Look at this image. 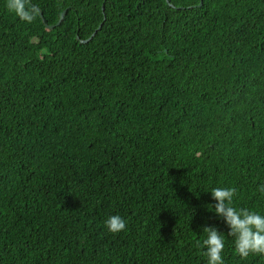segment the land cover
Here are the masks:
<instances>
[{
	"label": "trees",
	"instance_id": "obj_1",
	"mask_svg": "<svg viewBox=\"0 0 264 264\" xmlns=\"http://www.w3.org/2000/svg\"><path fill=\"white\" fill-rule=\"evenodd\" d=\"M168 1L0 0V264H264L210 192L264 215V0Z\"/></svg>",
	"mask_w": 264,
	"mask_h": 264
},
{
	"label": "clouds",
	"instance_id": "obj_2",
	"mask_svg": "<svg viewBox=\"0 0 264 264\" xmlns=\"http://www.w3.org/2000/svg\"><path fill=\"white\" fill-rule=\"evenodd\" d=\"M7 8L22 21L31 22L35 18L36 10L31 6L30 0H7ZM258 190L264 193V184ZM210 192L216 201L211 205V209L227 224V234L234 237V253L241 259H247L254 254L264 256V215L247 208L235 207V188L216 187ZM104 224L108 231L114 234L124 231L127 227V222L119 215L110 216ZM203 232L206 238L197 240L196 247L206 249L202 254L207 258V264H224V235L214 226H205Z\"/></svg>",
	"mask_w": 264,
	"mask_h": 264
},
{
	"label": "water",
	"instance_id": "obj_3",
	"mask_svg": "<svg viewBox=\"0 0 264 264\" xmlns=\"http://www.w3.org/2000/svg\"><path fill=\"white\" fill-rule=\"evenodd\" d=\"M167 2H169L168 0H167ZM171 5V4H170ZM171 6H173V5H171ZM200 7L202 6V2H201V4L199 5ZM103 12H105V5H103ZM177 9H181V8H177ZM66 13H67V10H65L63 13H62V15H61V18H60V20L58 21V23L55 25V26H59L61 23H62V21L64 20V17H65V15H66ZM40 16H41V18L43 19V21L45 22V19H44V16H43V14L42 13H40ZM106 19V18H105ZM55 26H50V25H47V27L49 28V29H53ZM102 26H103V24H101L99 27H98V29H96L95 30V32L92 34V36L88 39V40H82L81 42L82 43H87V42H89L90 40H92L95 36H96V34H97V32L102 28ZM79 38V37H78Z\"/></svg>",
	"mask_w": 264,
	"mask_h": 264
}]
</instances>
